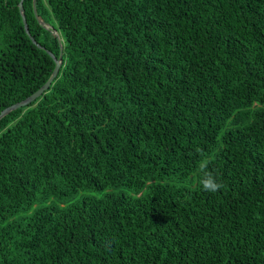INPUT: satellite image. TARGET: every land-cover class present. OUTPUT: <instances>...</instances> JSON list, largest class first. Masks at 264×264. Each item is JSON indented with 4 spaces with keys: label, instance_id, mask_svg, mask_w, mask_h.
I'll use <instances>...</instances> for the list:
<instances>
[{
    "label": "trees",
    "instance_id": "1",
    "mask_svg": "<svg viewBox=\"0 0 264 264\" xmlns=\"http://www.w3.org/2000/svg\"><path fill=\"white\" fill-rule=\"evenodd\" d=\"M20 2L0 114L63 60L0 120V264H264V0H24L44 49Z\"/></svg>",
    "mask_w": 264,
    "mask_h": 264
},
{
    "label": "water",
    "instance_id": "2",
    "mask_svg": "<svg viewBox=\"0 0 264 264\" xmlns=\"http://www.w3.org/2000/svg\"><path fill=\"white\" fill-rule=\"evenodd\" d=\"M19 9L20 12L22 14V18H23V23L25 26V30L27 35L30 37V39L32 40V42L39 48H43L36 40L35 38L31 35L30 33V29H29V25L27 22V18L25 15V10H24V0H21L20 4H19ZM36 12V11H35ZM39 22L41 24H43V22L38 18ZM44 49V48H43ZM48 54L51 55V57L54 59L55 63H56V68L51 76V78L48 80V82L41 88L39 89L36 93H34L33 95H31L29 98H27L24 101H21L15 105H12L10 107H8L7 109H5L4 111L1 112L0 114V120H2L4 117L8 116L10 113H12L13 111H16L18 109H21L23 107L29 106L32 103H34L37 99H39L45 92H47L51 85L53 84L54 80L58 77L60 69H61V65H62V60H63V55L61 53L60 58H56L55 55L48 51Z\"/></svg>",
    "mask_w": 264,
    "mask_h": 264
},
{
    "label": "rangeland",
    "instance_id": "3",
    "mask_svg": "<svg viewBox=\"0 0 264 264\" xmlns=\"http://www.w3.org/2000/svg\"><path fill=\"white\" fill-rule=\"evenodd\" d=\"M189 185V181L184 183V185L182 186H188ZM91 194H88V193H85V192H80L78 193L77 195L73 196L72 198H69V199H64L62 201H58L56 199H52L50 200L47 204H39V205H36L32 210H31V213L34 212V210L37 208V207H43V206H48V205H53L59 209H64L72 204H75V203H78L81 201V199L84 197V196H90Z\"/></svg>",
    "mask_w": 264,
    "mask_h": 264
},
{
    "label": "clouds",
    "instance_id": "4",
    "mask_svg": "<svg viewBox=\"0 0 264 264\" xmlns=\"http://www.w3.org/2000/svg\"><path fill=\"white\" fill-rule=\"evenodd\" d=\"M224 187L222 182H219L212 173H207L202 180V188L207 192H217Z\"/></svg>",
    "mask_w": 264,
    "mask_h": 264
}]
</instances>
